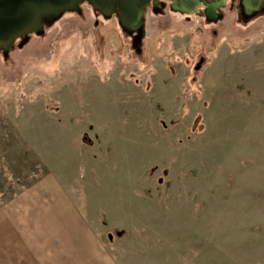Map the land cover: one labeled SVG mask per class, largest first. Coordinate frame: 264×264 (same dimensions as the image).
Returning a JSON list of instances; mask_svg holds the SVG:
<instances>
[{"label":"rangeland","instance_id":"374dc122","mask_svg":"<svg viewBox=\"0 0 264 264\" xmlns=\"http://www.w3.org/2000/svg\"><path fill=\"white\" fill-rule=\"evenodd\" d=\"M208 3L0 44V264H264V3Z\"/></svg>","mask_w":264,"mask_h":264},{"label":"water","instance_id":"95a60500","mask_svg":"<svg viewBox=\"0 0 264 264\" xmlns=\"http://www.w3.org/2000/svg\"><path fill=\"white\" fill-rule=\"evenodd\" d=\"M79 0H0V44L5 49L12 41L28 32L35 31L40 26V14L43 11H59L77 7ZM95 6L112 14L118 7L121 22L125 26L138 23L145 6L150 0H93ZM207 4V13L215 16L218 7L227 0H179L182 10L194 12L204 3ZM264 0H246L247 12L260 8Z\"/></svg>","mask_w":264,"mask_h":264}]
</instances>
